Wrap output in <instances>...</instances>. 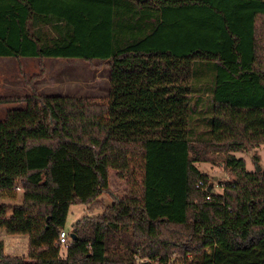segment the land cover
<instances>
[{
  "label": "trees",
  "instance_id": "16d2710c",
  "mask_svg": "<svg viewBox=\"0 0 264 264\" xmlns=\"http://www.w3.org/2000/svg\"><path fill=\"white\" fill-rule=\"evenodd\" d=\"M0 58L100 61L118 85L99 105L32 94L0 121V197L21 191L0 229L28 236L0 264H264V167L234 156L264 146V0H0ZM197 163L233 181L216 193ZM110 172L123 195L61 246Z\"/></svg>",
  "mask_w": 264,
  "mask_h": 264
},
{
  "label": "rangeland",
  "instance_id": "374dc122",
  "mask_svg": "<svg viewBox=\"0 0 264 264\" xmlns=\"http://www.w3.org/2000/svg\"><path fill=\"white\" fill-rule=\"evenodd\" d=\"M110 74L109 68L100 61L0 58V121H4L8 111L23 109L24 98L32 94L69 96L88 103L106 104L113 91L118 90V85H113ZM153 127L141 125L144 129H153ZM234 156L245 161L248 172L254 171L257 166L260 169L264 167L263 146L234 153ZM255 159H258V165L255 164ZM195 166L208 177L216 193H221L222 187L233 181L232 173L219 164L197 163ZM109 180L110 191L98 198V207L92 208V205L91 207L82 205L70 207L65 222V232L68 233L71 225L83 217L97 218L103 212V206L112 204L113 196L123 195L128 183L118 179L112 172H110ZM16 192L15 201L0 197V204L19 205L21 191L16 190ZM0 247L4 255L26 258L28 236L8 235L0 229ZM187 258V261L191 262L192 258L190 256Z\"/></svg>",
  "mask_w": 264,
  "mask_h": 264
},
{
  "label": "built area",
  "instance_id": "2783aa9c",
  "mask_svg": "<svg viewBox=\"0 0 264 264\" xmlns=\"http://www.w3.org/2000/svg\"><path fill=\"white\" fill-rule=\"evenodd\" d=\"M201 185H202L201 183H198V186H201ZM205 201L209 202L210 201V197H206ZM67 240H68V233L65 232L64 229H62L59 232V237H58L59 244L61 246L67 247Z\"/></svg>",
  "mask_w": 264,
  "mask_h": 264
},
{
  "label": "water",
  "instance_id": "95a60500",
  "mask_svg": "<svg viewBox=\"0 0 264 264\" xmlns=\"http://www.w3.org/2000/svg\"><path fill=\"white\" fill-rule=\"evenodd\" d=\"M256 171H260V168H256ZM208 191H211V187L208 188Z\"/></svg>",
  "mask_w": 264,
  "mask_h": 264
},
{
  "label": "crops",
  "instance_id": "0c3cea01",
  "mask_svg": "<svg viewBox=\"0 0 264 264\" xmlns=\"http://www.w3.org/2000/svg\"><path fill=\"white\" fill-rule=\"evenodd\" d=\"M150 90H151L150 92L152 93V88H150ZM263 147H264V146H263Z\"/></svg>",
  "mask_w": 264,
  "mask_h": 264
}]
</instances>
